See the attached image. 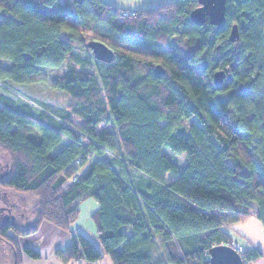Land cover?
I'll return each instance as SVG.
<instances>
[{
  "label": "trees",
  "instance_id": "obj_1",
  "mask_svg": "<svg viewBox=\"0 0 264 264\" xmlns=\"http://www.w3.org/2000/svg\"><path fill=\"white\" fill-rule=\"evenodd\" d=\"M225 5L217 29L191 22L198 0L134 9L0 0V83L33 84L43 68L65 65L52 87L69 99L66 108L40 103L34 116L0 95V152L10 164L1 186L35 198L27 227L0 229L15 264L20 250L39 258L16 238L43 223L72 235L55 251L63 263L106 256L112 264H208L210 248L233 247L223 227L255 217L264 228V0ZM103 32L117 44L96 36ZM92 40L113 51L112 62L94 59V69L74 52ZM158 65L165 75L157 78ZM223 70L216 86L213 74ZM165 149L185 154L183 170ZM89 198L98 204L90 216L96 243L72 230ZM240 254L246 264L262 256Z\"/></svg>",
  "mask_w": 264,
  "mask_h": 264
},
{
  "label": "rangeland",
  "instance_id": "obj_2",
  "mask_svg": "<svg viewBox=\"0 0 264 264\" xmlns=\"http://www.w3.org/2000/svg\"><path fill=\"white\" fill-rule=\"evenodd\" d=\"M104 1H106L109 4H113L117 7L134 9L136 7L139 8L155 7L162 3H166V1H170V0H104ZM82 33H84V35L91 40V38L95 35L94 33L96 32H93L92 27L87 26L85 27L84 30H82ZM96 36L104 42L110 43L112 45L117 44V42L111 39L110 36L105 32L98 33ZM74 52L83 57L90 58L92 65H94L95 67L94 69L99 68V65L96 64L94 60L95 58L92 56L90 50L87 47L84 49L77 46L74 48ZM0 67L7 68V65L0 64ZM64 69H65V65H62L58 69L43 68L41 72L42 80L33 84L0 83V93H3L11 97L12 99L16 100L17 101L16 103H18L19 105H27L31 107L34 116H37L38 113L43 111L42 107L40 106V103L48 104L58 108H66L69 104L68 97L63 92L54 89L52 87V82L58 77L60 72H62ZM74 120L77 124H79V122L81 123L82 121L81 119L76 117L74 118ZM192 123H193V119L191 121L190 120L184 121L183 128L187 129L188 126H190ZM98 129L101 130L102 125H99ZM54 152H56V150ZM0 153L9 163L8 157L3 152ZM164 153L171 158L172 162L179 164L181 170L184 169V165L187 162V157H185V154L181 156H176L174 154H171L168 149H165ZM110 157L111 155L108 153L103 157V159L108 160ZM94 159L96 158L92 157L88 162L91 163V161ZM7 190L13 195L14 198H16L18 203H20L21 210L22 212H24V214L27 217L25 219L22 218L18 224L19 228L23 229L27 227L33 220L31 210L35 204L34 203L35 198L30 194L18 193L11 189H7ZM95 203L96 202L92 198H89L88 200L83 202L80 206L81 213L76 222V224L83 226V228H85L88 232L95 231V226H93V223L89 215L90 212L94 210L92 208H94ZM235 227H237V225H235ZM10 234L14 236V234H12L11 232ZM262 238L264 240V233H262ZM16 240L19 247L23 248V237H17ZM7 246H8L7 244L5 245L3 242L0 241V264H6V262L8 261L5 258L8 251Z\"/></svg>",
  "mask_w": 264,
  "mask_h": 264
},
{
  "label": "crops",
  "instance_id": "obj_3",
  "mask_svg": "<svg viewBox=\"0 0 264 264\" xmlns=\"http://www.w3.org/2000/svg\"><path fill=\"white\" fill-rule=\"evenodd\" d=\"M2 94L3 93H0V95ZM97 208L98 204L95 203V206L92 209L95 211ZM92 212H90V216ZM235 225H237V227H235ZM235 225L232 224L229 225V227L222 228L223 231H225L231 238L233 247L236 248L238 252L250 251L252 249L259 251L262 256L253 260L252 263L249 264H264V240L262 238L264 228L262 223L255 219V217H250L248 221L236 223ZM72 230L74 232L83 233L96 243L95 231L88 232L85 228H83V226L76 223L73 225ZM72 239L73 238L70 233L58 230L46 223H43L35 234L23 237V248L26 247L35 250L39 254V258H30L22 250H20L19 264H112L110 258L106 256H104L101 261L91 263H87L83 260L70 263L61 262V260L56 257L55 251L59 248L68 246L72 242ZM7 247V257L5 256V258L8 261L6 264H11L13 251L9 246Z\"/></svg>",
  "mask_w": 264,
  "mask_h": 264
},
{
  "label": "water",
  "instance_id": "obj_4",
  "mask_svg": "<svg viewBox=\"0 0 264 264\" xmlns=\"http://www.w3.org/2000/svg\"><path fill=\"white\" fill-rule=\"evenodd\" d=\"M225 1L226 0H198V7L189 13L190 20L193 24L199 26L208 22L221 29L225 23ZM239 39L238 27L232 25L229 34L230 42ZM86 47L90 50L95 60L101 63H110L114 59L113 51L105 44L96 40L86 42ZM155 77L164 76L165 72L160 65L155 66L152 70ZM226 76L225 71H217L213 74L212 81L216 86L223 84ZM208 264H246L242 255L232 246L220 244L209 249Z\"/></svg>",
  "mask_w": 264,
  "mask_h": 264
},
{
  "label": "flooded vegetation",
  "instance_id": "obj_5",
  "mask_svg": "<svg viewBox=\"0 0 264 264\" xmlns=\"http://www.w3.org/2000/svg\"><path fill=\"white\" fill-rule=\"evenodd\" d=\"M10 172V164L5 160L0 153V229L3 227H18L22 218H27L21 210V205L16 198L5 188L1 183L8 177ZM0 241L1 240L0 237ZM5 243V242H3ZM6 244V243H5ZM17 255L12 252V264L16 263Z\"/></svg>",
  "mask_w": 264,
  "mask_h": 264
},
{
  "label": "built area",
  "instance_id": "obj_6",
  "mask_svg": "<svg viewBox=\"0 0 264 264\" xmlns=\"http://www.w3.org/2000/svg\"><path fill=\"white\" fill-rule=\"evenodd\" d=\"M125 14H127V13H125Z\"/></svg>",
  "mask_w": 264,
  "mask_h": 264
}]
</instances>
